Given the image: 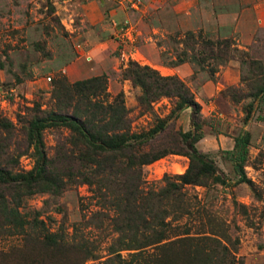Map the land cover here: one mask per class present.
I'll use <instances>...</instances> for the list:
<instances>
[{
    "label": "rangeland",
    "instance_id": "374dc122",
    "mask_svg": "<svg viewBox=\"0 0 264 264\" xmlns=\"http://www.w3.org/2000/svg\"><path fill=\"white\" fill-rule=\"evenodd\" d=\"M207 1L202 10L211 9L213 0ZM216 2L228 10L227 6L237 3ZM93 3L95 10L89 7ZM182 3L0 0V120L13 124L10 130L0 127V166L14 173L31 171L37 156L26 135L30 122L50 112H75L76 93L65 107L58 99V81L70 85L105 76L109 99L124 94L132 129L141 133L168 117L178 99L162 97L151 107L142 106V89L125 76L126 70L137 62L163 76H177L200 104V114L191 108L183 110L167 132L152 138L144 151L173 147L179 133H197L195 125L199 124L203 137L196 147L218 166L228 184L209 177L206 186L188 187L193 215L174 225H186L196 232L214 218L217 230L220 227L232 241H238L237 264H264V95L257 96L264 85V25L245 38L241 32L218 34L211 23L202 24L200 16L194 23L186 17L176 21L175 8ZM91 11L99 12L95 24L89 18ZM188 32L202 38L195 44ZM225 40L230 41L227 55L216 47L212 55L205 46L207 41ZM193 55L206 58L205 63L173 65L179 58L190 60ZM252 104V119L246 123ZM245 131L252 137L245 171L256 190L239 182L241 176L227 154ZM44 140L47 156L65 189L57 194L0 184V264H76V251H54L46 244L48 236H56L65 248L76 249V243L88 242L98 259L86 264H103L112 257L108 249L117 234L109 220L102 229L79 226L84 215L89 218L100 208L92 199L91 188L80 179L76 182V172H83L84 166L76 165L74 136L67 128H53L44 132ZM189 146L190 142L181 144V154H169L144 166V186L159 189L167 177L184 174L191 165L185 156ZM15 211L19 213L17 222L11 216ZM121 254L129 258L128 251Z\"/></svg>",
    "mask_w": 264,
    "mask_h": 264
},
{
    "label": "trees",
    "instance_id": "16d2710c",
    "mask_svg": "<svg viewBox=\"0 0 264 264\" xmlns=\"http://www.w3.org/2000/svg\"><path fill=\"white\" fill-rule=\"evenodd\" d=\"M187 36L195 44L197 38H202L201 34L197 36L194 32H188ZM205 46L211 53L216 47L223 55H227L230 41H207ZM203 57L193 55L190 60L182 57L173 65L186 62L204 64L206 58ZM130 66L125 76L142 89L139 98L142 106L151 107L162 97L178 99L168 117L160 119L149 132L137 133L132 129L124 94L119 93L109 99L105 76L70 85L58 81V99L62 105L67 107L68 102L75 99L72 94L76 93L75 112H50L35 117L26 134L37 156L35 167L27 173H14L0 166V184L23 186L31 191L61 193L66 184L59 176L56 177L53 161L47 156L44 132L53 128H67L74 136L76 165L84 166L83 172H76V182L80 179L91 188L92 199L96 200V206L100 208L89 218L84 215L79 226L102 229L105 221L109 220L113 232L117 234L108 249V255L112 257L103 264H237L235 254L238 241H232L225 231L222 233L220 227L218 230L221 231H218L214 218L209 219L208 226L204 223L196 232L186 225H174L184 217L193 215L194 205L188 187L206 186L209 177L222 185L228 184L218 166L196 147L203 137L198 130L199 124L195 125L197 133H179L173 147L161 151H144L152 138L167 132L172 120L178 119L183 110L191 108L199 115L200 104L177 76H163L150 66H142L137 62H132ZM263 95L264 85L257 92V96ZM252 110L253 104L246 116V123L252 119ZM1 126L10 130L13 124L0 120ZM251 139L249 131L243 132L236 138L234 149L227 154L241 176L239 182L247 183L256 190L245 171ZM188 142L190 146L185 156L190 159L191 165L187 171L167 177L165 185L159 189H147L143 182V167L169 154H181V144ZM256 195L262 198L257 191ZM111 212L115 215H111ZM11 216L15 222L19 221L18 211ZM46 244L54 251L65 250L68 254L75 250L76 264L98 259L88 242L76 243V249L65 248L63 241L56 236H48ZM123 251L129 252V258L122 256Z\"/></svg>",
    "mask_w": 264,
    "mask_h": 264
},
{
    "label": "crops",
    "instance_id": "0c3cea01",
    "mask_svg": "<svg viewBox=\"0 0 264 264\" xmlns=\"http://www.w3.org/2000/svg\"><path fill=\"white\" fill-rule=\"evenodd\" d=\"M180 7H176V21L182 17H186L190 22H197L198 16L203 23H211L215 27L216 33L229 32L232 34L240 33L242 37H250V32L254 29H259L264 25V0H236L229 8L226 5L213 0L209 5L211 9H203L205 0H182ZM209 1V0H208ZM207 1V2H208ZM213 4V5H212ZM90 9L95 10L97 6L93 3L89 6ZM200 12V13H199ZM99 12L91 11L90 21L95 24V17L97 18ZM206 19V20H205ZM180 22V21H179Z\"/></svg>",
    "mask_w": 264,
    "mask_h": 264
}]
</instances>
